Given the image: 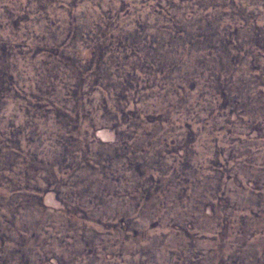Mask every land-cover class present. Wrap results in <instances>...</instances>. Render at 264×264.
I'll return each mask as SVG.
<instances>
[{
    "label": "rangeland",
    "instance_id": "obj_1",
    "mask_svg": "<svg viewBox=\"0 0 264 264\" xmlns=\"http://www.w3.org/2000/svg\"><path fill=\"white\" fill-rule=\"evenodd\" d=\"M0 264H264V0H0Z\"/></svg>",
    "mask_w": 264,
    "mask_h": 264
}]
</instances>
